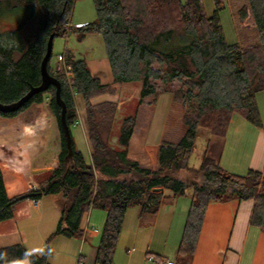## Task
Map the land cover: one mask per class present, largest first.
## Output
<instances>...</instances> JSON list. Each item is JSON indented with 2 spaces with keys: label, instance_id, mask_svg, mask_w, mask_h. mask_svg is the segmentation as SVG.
<instances>
[{
  "label": "trees",
  "instance_id": "trees-1",
  "mask_svg": "<svg viewBox=\"0 0 264 264\" xmlns=\"http://www.w3.org/2000/svg\"><path fill=\"white\" fill-rule=\"evenodd\" d=\"M76 1L0 0V18L17 10L27 13L18 26L0 30V102H14L32 85L40 84L41 61L48 38L52 33L55 37L68 33ZM215 1L214 14L207 16L203 0H93L95 19L75 30H78V40L89 33L103 35L115 85L142 82L141 102L145 97L157 96L158 81L168 86L175 80L187 79L185 88L170 90L173 99L181 98L186 104L194 101L193 108L198 113L195 119L186 117L187 129L176 145L162 141L155 169L142 167L128 157L136 116L123 120L117 140L119 148L105 141L98 116L107 113V109L113 120L117 104L113 101L93 103L92 99L105 93L114 94L117 87L103 83L91 73L86 60L76 58L67 50L65 62L71 67L73 80L69 82L64 75L56 73L50 61L48 70L61 80L70 128L78 119L75 95L83 99L90 159L86 160L83 152L76 148L73 136V153L69 156L60 121L61 107L55 101V87H50L49 105L61 133L58 165L39 188L14 197L7 193L0 166V221L13 217L14 207L20 200L63 194L65 198L59 202L61 218L47 238L50 243L58 235L81 237L86 214L92 208L103 209L108 214L96 261L112 264L130 206L139 205L142 211L156 214L166 198L162 189L172 195H182L191 187L195 199L188 212L175 264H192L211 202L232 196L240 200L255 198L251 223L264 231V170L251 169L244 175L232 173L206 153L200 166L193 169L205 177V183L187 182L179 176L190 169L188 159L202 123L208 121L211 132L221 136L226 135L234 112L257 127L263 124L256 94L264 90V0H249L259 39L247 46L227 41L220 19L223 7L220 0ZM38 10L43 19L37 34L32 40H25L23 29ZM244 15L242 12L241 17ZM44 93L35 94L17 112H0V115L14 116L32 103H41ZM51 254L48 248L45 254L36 255L23 243H15L0 246V264L21 259H29L31 264H51L48 260Z\"/></svg>",
  "mask_w": 264,
  "mask_h": 264
},
{
  "label": "crops",
  "instance_id": "crops-1",
  "mask_svg": "<svg viewBox=\"0 0 264 264\" xmlns=\"http://www.w3.org/2000/svg\"><path fill=\"white\" fill-rule=\"evenodd\" d=\"M242 2L246 6L245 17H241L239 13L241 6L239 3ZM77 5V18L74 21V15H72L70 24L72 29L80 27L96 17L95 5L93 6L91 0H77L74 7ZM225 6L220 11L222 25L228 4L226 8ZM229 6L233 10V16L229 17L232 39L229 40L226 36L227 41L237 42L242 46L257 42L259 32L249 0H237L235 6L230 4ZM73 54L75 55V53ZM75 57L79 58L77 55ZM106 57L101 61L86 57L80 59L86 60L91 73L100 78L103 83L115 85L110 61L108 56ZM117 87L118 90L115 94H102L93 98L92 102L113 101L117 104V112L124 114L125 108L140 98L142 82H126L117 85ZM164 94L165 96L161 97V93V98L159 97L152 104L151 117L148 121H139V109L143 103L139 104L135 115L136 125L128 147V157L138 161L142 167L150 169H155L157 166L158 148L162 141H171L166 137V128L172 110L173 94L171 91H165ZM76 100L79 105H84L81 95L76 94ZM256 100L262 117V127L255 126L243 115L234 112L224 136L220 166L232 173L244 175L251 169L264 170V90L257 92ZM150 101L151 99L148 100V102ZM77 114L78 119L74 124L81 122L84 125L86 146L90 154L85 106L81 110H78L77 106ZM43 119L41 120L46 125L44 127H53L54 117L52 115H44ZM39 123L40 118L33 122L22 121L19 133L21 136L35 133ZM26 128L30 129V132L28 130L26 132ZM57 131L58 138H60L59 129ZM117 138L114 137L112 140L116 142ZM11 144L8 140L7 145ZM31 144H33L31 140L25 136L19 142V150H26V147ZM19 150L8 151L4 145H0V166L10 197L31 188H39L45 183L58 165L61 149L58 150V156L51 159L50 162L44 157L29 159L30 155L27 152ZM38 169L42 170L36 172L35 170ZM41 174H48L43 183H39L37 180ZM162 190H164L166 198L156 214L142 211V207L139 205H132L127 209L113 264H154L149 261L150 257L176 260V257L174 259L173 256H177L188 212L195 195L194 192L190 195L186 193L172 195L168 190ZM50 196L51 205L45 202L46 197ZM62 199H64L62 194L45 195L37 200L36 205L33 203L36 199H24L38 211L40 217L38 224L35 226L34 223L28 221L26 224L27 233L24 235L14 227L0 228V246L23 243L36 255L45 254L49 248L52 250V254L48 258L51 264H98L96 261L98 245L108 214L103 209L92 208L86 214L81 237L58 235L50 243L47 242V238L55 231L61 218L59 202ZM20 201L14 207L13 217L0 221V227L2 223H9L14 218L15 209ZM255 202V198L240 200L235 196L211 202L204 217L192 264H264V231L251 223ZM15 235H19V238L16 239Z\"/></svg>",
  "mask_w": 264,
  "mask_h": 264
},
{
  "label": "rangeland",
  "instance_id": "rangeland-1",
  "mask_svg": "<svg viewBox=\"0 0 264 264\" xmlns=\"http://www.w3.org/2000/svg\"><path fill=\"white\" fill-rule=\"evenodd\" d=\"M80 1V0H79ZM222 7L228 4V9L225 12V17H223V28L225 32V36L229 40L232 39L231 37V30H230V20L229 17L233 16V10L229 6H235V2L237 0H220ZM93 6L95 5L93 0H91ZM204 9L206 11L207 16H212L214 14V11L216 9V1L215 0H203ZM239 13L241 16L242 12L246 13V6L245 3H239ZM225 6V8H226ZM78 12V5L74 7L72 15H74L73 20H76ZM26 12L23 10H17L13 12L5 13L0 18V30H6L9 28H13L21 24L26 17ZM245 17V15H244ZM43 19V14L40 10H38L37 14L28 21L27 26L23 29V36L25 40L33 39L35 35L37 34L39 23ZM72 21V19H71ZM71 22L68 24V33L66 35H60L56 36L54 39V45H53V53L50 60V63L52 66H56L57 63V57L59 54H62L66 50L75 53L79 58L86 57L87 59L91 60H98L101 61L103 58H107L106 53V46L104 42L103 35L100 33H89L87 34L83 40H78L77 34L78 30L72 29L73 27L70 25ZM27 45V44H26ZM247 46V45H244ZM16 58L19 57V54L16 53ZM102 75L104 73H101ZM105 75V74H104ZM187 79H183L182 81L175 80V82L171 83L170 85H165L163 82L158 81V94L154 98L153 95L145 97L142 99L141 102H139V99L136 100L135 103H132L130 106H127L126 112L124 114L118 113L117 110L114 113V119L111 120L112 114L107 109L105 112L107 113H101L98 116V121L100 123L99 129L102 132L103 138L105 141H108L111 145L115 146L116 148H119L118 141L114 142L112 138L118 137L120 132V127L122 125V122L125 118L136 115V112L138 110L139 104L143 103L141 108L139 109V121H148L151 117V107L152 104L155 103V101L160 97L165 96V91H171L176 90L180 87L185 88L184 81ZM114 87H117L115 85ZM118 90V87H117ZM185 90V89H183ZM164 92V93H163ZM115 94V93H114ZM44 100L41 103H32L28 108H26L23 111H20L17 115L14 116H1L0 115V145H4L5 148L8 151H18L20 149L19 142L21 139L25 136H27V139L31 140V145L26 147V150L21 149L19 151L27 152L30 157L32 158H39L44 157L48 160V162L51 161V159L56 158L58 156V150L61 149V133L60 138H58V120L57 117L53 114L50 108V100H51V94L50 90L46 91L43 95ZM160 97V98H161ZM148 102V100H150ZM78 101L76 100V103ZM196 105L194 101H191V103L186 104L184 103V100L181 98L173 99L172 104V110L170 112L169 118H168V124L166 128V137H168L172 144L176 145L181 137L183 136L184 132L187 129V124L185 123V119L187 116H190L189 118L195 119L197 115V111L195 108H193ZM78 110H81L82 107L85 105L82 104L79 105L77 103ZM150 113V114H149ZM44 115H52L54 117V123L53 127H44L46 126L43 119ZM40 118V123L37 124V130L35 133L27 134L21 136L19 133V130L21 129V123L22 121H28L33 122V120L36 121V119ZM44 120V119H43ZM42 121V122H41ZM209 122H204L198 127V138L196 139V143L194 148L192 149V152L190 154V157L188 159V165L190 169H187L185 171H182L179 176L187 181V182H194L198 181L199 183H205V177L201 173L195 172L193 169H196L200 166L205 154L213 156L216 159H218L220 162V153L222 150V147L224 146V136L221 135H214L211 132V127L208 124ZM12 125H15L14 127H11ZM84 125L81 124V122L76 123L71 126V132L72 136L74 138L76 148L81 150L86 158V160L90 159V154L87 150L85 136H84ZM30 132V129L26 128V132ZM60 132V129H59ZM10 140L12 143L11 145H7V141ZM118 140V138H117ZM61 151V150H60ZM48 174H41L37 177V180L39 183H43L44 179L46 178ZM187 195L193 194V189L191 187H188L185 192ZM63 195V194H62ZM65 198V197H64ZM51 196L46 197V204L51 205ZM63 200V199H62ZM40 220L38 211L32 207V205L28 204V201H20V203L17 205L15 209V216L14 218L8 222L2 223L0 228L4 227H14L15 230L20 232L22 235L27 233L26 224L28 221L34 223L36 226ZM29 225V223H28ZM22 229V231H21ZM14 236V235H13ZM16 239L19 238V235H15ZM178 256V253H177ZM177 256H173L174 259ZM152 259H157L156 257H152ZM164 260V258H161ZM114 262V261H113ZM1 264H31L29 259H21L13 262L8 263H1ZM113 264V263H112ZM155 264V263H154Z\"/></svg>",
  "mask_w": 264,
  "mask_h": 264
},
{
  "label": "water",
  "instance_id": "water-1",
  "mask_svg": "<svg viewBox=\"0 0 264 264\" xmlns=\"http://www.w3.org/2000/svg\"><path fill=\"white\" fill-rule=\"evenodd\" d=\"M55 34H50L47 42L46 52L41 61V82L38 85H32L30 89L21 96L18 100L11 103H2L0 102V112L10 113L17 112L20 110L35 94L46 92L50 89V87H55V101L61 107L60 113V121L63 127L67 146L69 149V156L73 153V144H72V132L69 124L67 123V104L62 98L61 88L62 83L61 80L51 74L48 70V62L50 61L53 53V45H54ZM42 169L35 170L36 172L41 171Z\"/></svg>",
  "mask_w": 264,
  "mask_h": 264
},
{
  "label": "built area",
  "instance_id": "built-area-1",
  "mask_svg": "<svg viewBox=\"0 0 264 264\" xmlns=\"http://www.w3.org/2000/svg\"><path fill=\"white\" fill-rule=\"evenodd\" d=\"M66 51L63 52L62 54L58 55L57 58V63L55 66V71L56 73L60 74V75H64L66 77V79L70 82L73 80V73L71 71V67L69 65H66ZM35 205L38 203L37 200H34L33 202ZM149 261H151L152 263L155 264H175L174 260H163V259H152V257L149 258Z\"/></svg>",
  "mask_w": 264,
  "mask_h": 264
}]
</instances>
